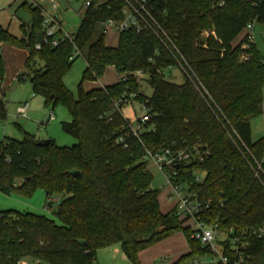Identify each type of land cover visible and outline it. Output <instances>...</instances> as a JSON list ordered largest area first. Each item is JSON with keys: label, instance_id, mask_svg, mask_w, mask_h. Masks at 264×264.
<instances>
[{"label": "trees", "instance_id": "1", "mask_svg": "<svg viewBox=\"0 0 264 264\" xmlns=\"http://www.w3.org/2000/svg\"><path fill=\"white\" fill-rule=\"evenodd\" d=\"M89 1L72 41L58 46L36 49L45 21L39 4H22L30 13L29 23L20 26L23 38L0 27V43L27 50L24 66L32 72L34 92L47 104L68 109L71 121L62 129L76 139L70 147L53 139L39 144L42 140L30 133L0 141L1 192L29 196L41 188L47 205L53 196L62 197L55 210L59 223L33 212L0 211V264H94L98 250L115 244L132 264H141V251L179 232L189 251L172 264L211 256L174 210H161L160 192L151 187L143 158L145 148L196 141L208 156L180 170L190 190L211 202L202 218L229 238L245 233L248 244L238 245L240 253L230 239L220 241L229 264L239 256L246 264H264V233L253 234L264 228V176L254 174L256 163L264 168V139L253 140L251 129L252 119L263 112L264 56L241 36L249 23L264 24V0H149V10L194 73L182 84L166 79L163 70L176 64L174 52L151 31L124 32L117 46L106 44L98 27L123 18V0ZM76 49L87 50L77 97L64 83ZM110 66L127 77L125 82L84 89V82L97 81ZM136 70L148 75L151 96L131 75ZM5 75L0 55V94ZM123 93L136 94L134 101L150 113L141 142L131 136L127 147L116 142L130 124L115 105ZM6 115L0 95V118ZM195 170L204 172L200 183H191Z\"/></svg>", "mask_w": 264, "mask_h": 264}, {"label": "rangeland", "instance_id": "2", "mask_svg": "<svg viewBox=\"0 0 264 264\" xmlns=\"http://www.w3.org/2000/svg\"><path fill=\"white\" fill-rule=\"evenodd\" d=\"M37 1L44 7L43 14L45 17L58 14L62 22V30L70 33L77 32L84 13L83 0H57L58 5L56 8H54L49 1ZM24 2L31 3V0H0V27L7 29L18 38L24 37V33L20 26L30 21V13L22 5ZM102 29L103 27L99 26L98 32ZM244 34L245 33H242L241 36L243 37ZM253 37L254 43L260 54L264 56V24L255 22ZM105 41L108 46L115 47L118 43V35L113 31H109L105 36ZM22 51L27 50L14 47L10 44L0 43V55L6 53L9 57V61H11V65L8 63L6 67L5 82L0 94L7 102V115L5 118H0V141L5 137L22 140L25 133H30L35 134L41 140L53 139L58 146L70 147L74 145L76 139L62 129L63 122L71 121L68 109L61 103L56 105L47 104L43 96L34 92L33 84L29 78L32 72L24 66L25 55ZM86 57L87 50L84 49L81 51V54L77 56L70 70L64 77V83L67 89L75 97L78 96V85L87 67ZM163 73L166 79L174 83L182 84L185 81L183 73L178 68H174L173 70L166 69L163 70ZM118 77L115 68L110 66L105 70L104 75L100 79L95 82H84L83 86L85 90H89L105 85H112L117 82ZM148 80V76H144L140 80L141 90L145 95L151 96L153 90ZM24 103H28L27 116H22L18 113V107ZM51 113L52 117L50 118ZM123 114L133 124L144 112L135 104L134 109L131 105L124 107ZM251 127L253 140L264 139V84L263 112L252 119ZM147 169L153 177L151 187L160 192L159 200L162 210L164 212L171 211L173 203L168 200L171 189L166 183L164 175L152 162H148ZM57 198L61 199L62 197L53 196L50 199L52 204L47 205L45 192L41 188H36L29 196L19 192L6 194L0 191V211L18 210L22 212H33L45 215L59 223V218L55 214L58 205ZM185 225L188 226L187 223H185ZM180 236L181 232L176 233L173 237L169 238L170 240L151 247L144 256H152L153 251H156L161 254L158 255L151 264H170L173 257L172 250H176L177 247L179 248L181 246L179 240ZM216 236L220 244V241L224 240L227 234L218 231ZM212 259V255L199 257L197 264H212ZM30 263L34 264L37 262ZM187 263L193 264V260ZM94 264L132 263L127 258H124L120 245L115 244L109 248L100 250Z\"/></svg>", "mask_w": 264, "mask_h": 264}, {"label": "built area", "instance_id": "3", "mask_svg": "<svg viewBox=\"0 0 264 264\" xmlns=\"http://www.w3.org/2000/svg\"><path fill=\"white\" fill-rule=\"evenodd\" d=\"M47 1L52 3L54 8H56L58 5L57 0ZM123 2V18L120 20L108 19L102 23L103 32L105 35L109 31H113L118 36L121 33L129 31H135L137 33L142 31H151L166 47H171L172 53L174 52L173 57L176 61V64L174 66H170L167 69L173 70L174 68H178L183 73L185 78L192 80L194 73L191 67L180 54L178 48L173 44L160 24L154 18L148 7L149 0H123ZM83 5L85 10L91 6V2L89 0H83ZM254 24L255 22L249 23L244 30L248 44L254 43ZM62 29V22L59 19L58 14L45 17L43 42L41 44H36V49L39 50L43 44L51 43L53 46H58L63 40L72 41L75 33H70ZM79 54H81V51L76 49L74 54L70 57V60L77 57ZM241 58L246 59L247 56L242 54ZM117 75L119 76L117 81L125 82L127 79L125 75H121L119 73H117ZM131 75L138 81H140L144 76H148L142 70H136L131 73ZM135 98L136 94L134 93H123L115 104L116 108L121 112L124 118L126 117L123 114V108L129 105H131L134 109V105L136 104L144 112L141 117L136 119L135 123L132 124L130 122L128 131H125L116 138V142L120 143L124 147L128 146L127 139L129 137H136L141 142V134L146 130H149L145 127L146 122L150 119L149 108H147L145 105L135 102ZM27 112L28 103H24L18 107V113L20 115L27 116ZM51 117L52 113L50 118ZM109 120H111V118H109ZM208 154L209 151L201 143V141H196L190 145L186 143L181 145L172 143L169 146L163 148H145L143 158L147 162H152L154 165H156L164 175L166 183L171 189L169 199L174 202V207L172 210H174L178 217L184 221V225L187 223L188 226L191 227V238L200 242L204 246H208L211 249L213 253L212 264H229V257L224 254V249L221 243H218L219 241L216 236V234H218V229L209 225L202 218V215L211 209V202L201 200L196 192L190 190V184L181 178L182 175L180 166L201 162L208 156ZM254 174L258 178H260L261 175L264 176V168L262 163H256ZM192 176L193 180L191 183H200L204 178V172L195 170L193 171ZM263 233L264 228L259 229L257 232H253V234H256L257 236H261ZM244 237L245 233L243 232L239 237L229 238L227 235L226 238L230 239L232 248L237 251V253H240L241 251L239 250L238 245L245 246L248 244L243 240ZM197 263L198 259H194L193 264ZM18 264L32 263H30L28 260H21L18 262ZM34 264H38V262ZM233 264L246 263L243 261V256H239L234 260Z\"/></svg>", "mask_w": 264, "mask_h": 264}, {"label": "crops", "instance_id": "4", "mask_svg": "<svg viewBox=\"0 0 264 264\" xmlns=\"http://www.w3.org/2000/svg\"><path fill=\"white\" fill-rule=\"evenodd\" d=\"M47 1V0H46ZM31 3H35V4H39V5H41L40 3H39V1H37V0H31ZM42 6V5H41ZM43 7V6H42ZM43 10H44V7H43ZM53 15V14H52ZM59 19H60V17H59ZM20 52V51H19ZM23 52V54L25 55V60H26V58H27V55H28V52L27 51H22ZM2 56L4 57V60H5V64H6V67L8 66V63H10V65H11V61H9V57L7 56V54L5 53V54H2ZM26 77V76H25ZM4 82H5V80H4ZM4 82H3V84H4ZM3 87V86H2ZM252 128V127H251ZM40 139V138H39ZM41 140V139H40ZM48 140V139H47ZM160 195V194H159ZM160 197V196H159ZM168 200H169V202H172L173 203V206H172V209H173V207H174V202L172 201V200H170L169 199V197H168ZM159 202H160V200H159ZM160 208H161V210H162V207H161V205H160ZM163 211V210H162ZM164 212V211H163ZM164 213H167V212H164ZM177 236H179V235H177ZM171 237H173V236H171ZM171 237H169V238H171ZM169 238H167V239H165V240H163V241H161V242H159V243H157V244H155V245H153V246H151V247H154V246H157V245H159V244H161V243H164L165 241H167V240H170ZM178 239H179V237H178ZM180 247L178 248H176V250H172V253H173V257H172V262L170 263V264H172L173 262H175L181 255H183V254H185V253H187L188 251H189V248H188V244H187V241H186V239H185V237H184V235L181 233V236H180ZM150 247V248H151ZM150 248H148V249H146V250H143V251H141L140 253H139V259H140V263L141 264H151L157 257H158V255H160L161 253H158V252H156V251H153V253H152V256H149V257H146V256H144V254L145 253H147L148 252V250H150ZM106 249V248H105ZM100 250H102V249H100ZM100 250H98L97 251V254L100 252ZM171 252V251H170ZM123 256H124V258H126L125 257V255L123 254Z\"/></svg>", "mask_w": 264, "mask_h": 264}, {"label": "water", "instance_id": "5", "mask_svg": "<svg viewBox=\"0 0 264 264\" xmlns=\"http://www.w3.org/2000/svg\"><path fill=\"white\" fill-rule=\"evenodd\" d=\"M43 30L39 31L37 34H36V44H41L43 42ZM48 140H42L39 142V144H43V145H46L48 144ZM78 173V172H76Z\"/></svg>", "mask_w": 264, "mask_h": 264}]
</instances>
